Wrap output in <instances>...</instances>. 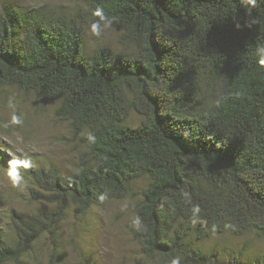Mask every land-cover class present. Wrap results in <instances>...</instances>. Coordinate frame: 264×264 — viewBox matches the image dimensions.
I'll return each mask as SVG.
<instances>
[{
    "label": "trees",
    "instance_id": "16d2710c",
    "mask_svg": "<svg viewBox=\"0 0 264 264\" xmlns=\"http://www.w3.org/2000/svg\"><path fill=\"white\" fill-rule=\"evenodd\" d=\"M93 21L129 51L87 53ZM260 47L264 0H84L68 9L3 1L0 89L57 106L80 152L66 175L18 164L41 207L12 211L9 228L0 225V264L36 263L44 239L53 264L70 211L131 197L139 182L133 238L147 264H223L207 238L264 240Z\"/></svg>",
    "mask_w": 264,
    "mask_h": 264
},
{
    "label": "rangeland",
    "instance_id": "374dc122",
    "mask_svg": "<svg viewBox=\"0 0 264 264\" xmlns=\"http://www.w3.org/2000/svg\"><path fill=\"white\" fill-rule=\"evenodd\" d=\"M5 0H0L1 3ZM25 9L47 5L50 8H75L84 0H10ZM114 30H101L94 35L87 28L85 47L92 53L98 47L129 51L119 44ZM122 47V48H121ZM12 98L13 106L9 107ZM57 106L43 99L26 95L16 89H0V160L8 158L11 165L0 161V225L9 228L12 211L35 212L41 207L30 201V184L20 173L19 166L35 168L54 166L62 174L73 171L79 150L72 141L69 125L56 117ZM19 123H11L12 116ZM141 117L132 114L129 124H138ZM17 164V165H16ZM19 164V166H18ZM15 170L18 179L9 175ZM139 182L133 196L122 200H107L85 215L70 211L60 229L58 258L53 264H147L141 248L133 238L136 228L135 212L142 191ZM203 246L216 253L223 264H264V240L251 235L235 237L230 234L207 238ZM50 241L44 239L34 264H50Z\"/></svg>",
    "mask_w": 264,
    "mask_h": 264
},
{
    "label": "clouds",
    "instance_id": "9594fccd",
    "mask_svg": "<svg viewBox=\"0 0 264 264\" xmlns=\"http://www.w3.org/2000/svg\"><path fill=\"white\" fill-rule=\"evenodd\" d=\"M245 2L247 3H254V0H245ZM93 16L95 17H99L100 18V21L103 22V27H108L110 24H111V20L106 17L103 13V10L102 9H96L93 13ZM237 27H239V25H237ZM88 28L90 29V32L94 35H99L100 34V31H101V23L100 22H97V21H93L92 23H90V25L88 26ZM257 54L259 55L260 59H259V63L264 65V47H260L257 49ZM13 106V102H12V98L9 99V107H12ZM11 123L13 124H16V123H19V119L17 116L13 115L12 116V119H11ZM87 139L89 140V142L91 143H95V140H96V137L89 133L87 135ZM10 176H12L14 179H18V176L17 174L15 173V170L13 168V171H11L9 173ZM99 199L101 201H103L105 199V196L104 195H101L99 197ZM134 223L136 225H139L140 221L139 219L135 220ZM172 264H179V259H174L172 261Z\"/></svg>",
    "mask_w": 264,
    "mask_h": 264
}]
</instances>
